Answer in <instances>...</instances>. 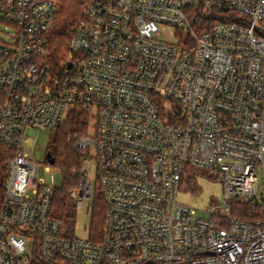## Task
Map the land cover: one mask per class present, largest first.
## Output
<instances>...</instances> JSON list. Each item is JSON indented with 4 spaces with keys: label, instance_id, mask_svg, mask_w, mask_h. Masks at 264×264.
Instances as JSON below:
<instances>
[{
    "label": "built area",
    "instance_id": "built-area-1",
    "mask_svg": "<svg viewBox=\"0 0 264 264\" xmlns=\"http://www.w3.org/2000/svg\"><path fill=\"white\" fill-rule=\"evenodd\" d=\"M59 9L0 0L15 28L0 40V144L14 150L0 264H264V0H90L58 65L47 35ZM69 107L95 122L70 197L93 206L95 161L100 240L65 232L52 213L61 185L23 148L29 127L56 130ZM197 168L223 185L207 220L178 203ZM238 201L249 220L232 215Z\"/></svg>",
    "mask_w": 264,
    "mask_h": 264
},
{
    "label": "trees",
    "instance_id": "trees-1",
    "mask_svg": "<svg viewBox=\"0 0 264 264\" xmlns=\"http://www.w3.org/2000/svg\"><path fill=\"white\" fill-rule=\"evenodd\" d=\"M60 9L54 18L53 25L47 35L48 50L52 61L59 65L70 54L69 43L74 33L76 22L83 18V10L90 0H56ZM91 118L82 108H74L59 128L56 129L54 149L50 151L63 176L61 187L57 190L53 201V217L63 223L66 232L71 235L72 225L75 222L76 211L70 193L79 188L80 177L74 171L82 166L80 151L73 141V136H86L89 133ZM14 155V150L0 144V208L5 195V183L8 178V164ZM93 217L90 226L89 238L100 240L103 233L105 218V203L100 195L95 196ZM249 208L241 202H236L232 215L249 220Z\"/></svg>",
    "mask_w": 264,
    "mask_h": 264
},
{
    "label": "rangeland",
    "instance_id": "rangeland-1",
    "mask_svg": "<svg viewBox=\"0 0 264 264\" xmlns=\"http://www.w3.org/2000/svg\"><path fill=\"white\" fill-rule=\"evenodd\" d=\"M56 1V0H55ZM15 28L7 23L0 22V40L11 43ZM162 37V35H161ZM166 38V37H164ZM69 57V56H68ZM73 110L69 107L66 111L65 119ZM95 122H92L89 129V136H95ZM56 130L46 128L29 127L26 131V140L23 148L30 155L31 159L36 163V172L38 175L48 180L49 176L54 173L57 183L62 185V172L54 166L52 167L47 161V153L54 149V140ZM83 137V136H82ZM79 136L69 135L68 139L76 145ZM92 158H96L95 148H90ZM50 167V172L46 168ZM89 180L92 184V191L96 197L100 195L99 182L97 174V165L93 161L90 164ZM223 198V185L220 180L211 172L206 170L186 169L184 174V182L178 195V203L198 210L194 219H209V215L204 213L208 209L213 208L215 201L221 202ZM95 199V198H94ZM73 201V200H72ZM95 201V200H94ZM76 211L75 222L72 225V236L86 239L90 234V226L93 217V206L90 201H86L82 206L73 201ZM66 232V230H65Z\"/></svg>",
    "mask_w": 264,
    "mask_h": 264
},
{
    "label": "water",
    "instance_id": "water-1",
    "mask_svg": "<svg viewBox=\"0 0 264 264\" xmlns=\"http://www.w3.org/2000/svg\"><path fill=\"white\" fill-rule=\"evenodd\" d=\"M47 160H48V162L51 165H54L55 164V159H54L53 155L50 152L47 153Z\"/></svg>",
    "mask_w": 264,
    "mask_h": 264
}]
</instances>
